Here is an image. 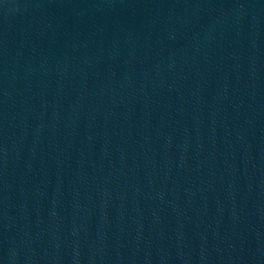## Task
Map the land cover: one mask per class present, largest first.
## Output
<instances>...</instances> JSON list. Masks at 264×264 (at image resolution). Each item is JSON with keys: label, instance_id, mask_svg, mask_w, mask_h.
<instances>
[{"label": "water", "instance_id": "95a60500", "mask_svg": "<svg viewBox=\"0 0 264 264\" xmlns=\"http://www.w3.org/2000/svg\"><path fill=\"white\" fill-rule=\"evenodd\" d=\"M0 264H264V0H0Z\"/></svg>", "mask_w": 264, "mask_h": 264}]
</instances>
